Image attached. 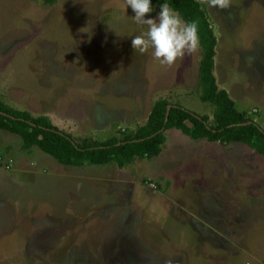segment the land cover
<instances>
[{"label": "rangeland", "instance_id": "obj_1", "mask_svg": "<svg viewBox=\"0 0 264 264\" xmlns=\"http://www.w3.org/2000/svg\"><path fill=\"white\" fill-rule=\"evenodd\" d=\"M204 6L217 84L264 129V0ZM134 15L126 0H0V100L78 142L135 133L161 98L212 122L200 46L162 66L132 48L147 30ZM173 130L125 168L66 166L0 130V156L16 150L0 166V264H264V156Z\"/></svg>", "mask_w": 264, "mask_h": 264}, {"label": "trees", "instance_id": "obj_2", "mask_svg": "<svg viewBox=\"0 0 264 264\" xmlns=\"http://www.w3.org/2000/svg\"><path fill=\"white\" fill-rule=\"evenodd\" d=\"M43 2L52 6L58 0ZM162 3H168L185 21L198 22L199 46L202 50L199 64L200 97L204 103L215 106L212 122L207 115H198L167 98H161L153 105L146 123L135 133L120 131L118 136L104 142L91 139L78 142L46 116L34 117L28 111L12 108L0 100V130L21 137L23 150L37 147L61 164L73 167L114 162L119 168H125L138 159H152L161 154L166 142L165 133L171 129H178L193 140L219 142L223 146L242 143L264 156V129L247 112L239 111L228 92L217 84L214 69L218 41L206 7L197 0H152L155 6ZM168 107L171 109L166 121ZM249 121L251 123L246 124Z\"/></svg>", "mask_w": 264, "mask_h": 264}, {"label": "clouds", "instance_id": "obj_3", "mask_svg": "<svg viewBox=\"0 0 264 264\" xmlns=\"http://www.w3.org/2000/svg\"><path fill=\"white\" fill-rule=\"evenodd\" d=\"M197 3L207 4L221 11L229 10L231 0H197ZM134 12L133 20L138 25H146L142 31L131 40L135 52L148 53L159 61L162 66L171 67L179 58L194 54L199 47V26L197 21H185L180 13L168 3H162L155 18L146 19V14L153 12L152 0H126Z\"/></svg>", "mask_w": 264, "mask_h": 264}, {"label": "crops", "instance_id": "obj_4", "mask_svg": "<svg viewBox=\"0 0 264 264\" xmlns=\"http://www.w3.org/2000/svg\"><path fill=\"white\" fill-rule=\"evenodd\" d=\"M173 68H174V67H173ZM173 68H172V69H173ZM183 68L186 69V67H183ZM186 74H187V73H186ZM184 75H185V74H184ZM173 78H174V77H173ZM185 80H186V78H185ZM184 82H185V81H184ZM172 130H173V129H171V132H170V130H169V133H176L175 130H173V131H172ZM2 131H3V130H2ZM7 133H9V132H7ZM166 133H167V132H166ZM10 134H11V133H10ZM13 135H14V134H13ZM166 135L168 136V134H166ZM178 135H179V138H181V139H182V138H185V136H183V134H182L181 132H179ZM12 139H15V137H13V136L8 137V140L11 141ZM166 141H167V137H166ZM165 144H166V142L164 143V145H165ZM164 145H163V147H164ZM163 147H162V151H163ZM6 148L8 149V151L10 150V151H9L10 154H8L7 157H8V158H12V159L15 160L16 158H15V156H14L13 154H14V152H16V150H15L14 148H12V147L10 146V144H7V145H6ZM162 151H161V154H162ZM12 152H13V153H12ZM15 154H16V153H15ZM161 154H160V155H161Z\"/></svg>", "mask_w": 264, "mask_h": 264}, {"label": "built area", "instance_id": "obj_5", "mask_svg": "<svg viewBox=\"0 0 264 264\" xmlns=\"http://www.w3.org/2000/svg\"><path fill=\"white\" fill-rule=\"evenodd\" d=\"M14 160L12 158H4L0 156V166L6 169H11L13 167ZM153 188H156L155 185H153Z\"/></svg>", "mask_w": 264, "mask_h": 264}, {"label": "water", "instance_id": "obj_6", "mask_svg": "<svg viewBox=\"0 0 264 264\" xmlns=\"http://www.w3.org/2000/svg\"><path fill=\"white\" fill-rule=\"evenodd\" d=\"M170 109H171V107H168V112H167V118H166V121L168 120ZM250 123H251V121L247 122L246 124H250Z\"/></svg>", "mask_w": 264, "mask_h": 264}]
</instances>
